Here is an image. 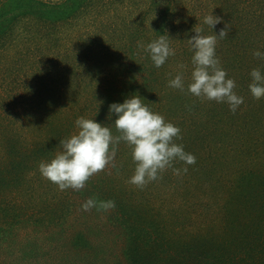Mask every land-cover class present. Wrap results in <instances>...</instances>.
<instances>
[{
    "label": "trees",
    "instance_id": "16d2710c",
    "mask_svg": "<svg viewBox=\"0 0 264 264\" xmlns=\"http://www.w3.org/2000/svg\"><path fill=\"white\" fill-rule=\"evenodd\" d=\"M209 15L221 17L214 29ZM194 28L226 30L216 55L245 99L236 115L187 91ZM161 35L175 55L156 68L144 46ZM258 51L264 0H0V264L38 244L81 264H264V98L250 92L251 73H264ZM178 72L183 92L168 86ZM133 95L181 129L176 143L195 164L176 161L180 174L168 168L140 188L121 141L81 190L41 175L77 118L120 135L109 105ZM90 197L116 207L84 211Z\"/></svg>",
    "mask_w": 264,
    "mask_h": 264
},
{
    "label": "clouds",
    "instance_id": "9594fccd",
    "mask_svg": "<svg viewBox=\"0 0 264 264\" xmlns=\"http://www.w3.org/2000/svg\"><path fill=\"white\" fill-rule=\"evenodd\" d=\"M203 22L214 29L221 22V17L205 16ZM193 31L196 35L188 39L194 54L187 91L201 99L227 104L232 114L236 115L245 104V99L237 94L236 81L228 78L216 55L217 37H223L226 30L221 29L219 35L215 33L210 36L202 35V28H194ZM144 50L156 68L164 66L168 58L175 55V49L165 35L148 43ZM255 55L257 60H264V52L258 51ZM251 76L253 83L250 92L260 100L264 98V73L257 68ZM168 86L183 92V72L170 79ZM109 112L116 116L114 124L120 135H113L110 127L96 119L77 118L75 126L78 132L60 140L62 150L50 162H40L41 175L55 183L61 191L69 188L81 190L91 176L105 170L114 161L121 141L131 146L136 165L129 183L140 188L161 179L168 168L180 174L181 170L174 168L176 161H182L185 165L196 163L195 155L185 151L183 144L176 143V140L182 139L181 129L166 121L161 114L153 112L140 96L133 95L122 103L113 102L109 105ZM183 171L186 172L187 167ZM81 207L84 211L93 208L108 211L114 209L116 203L114 200L90 197Z\"/></svg>",
    "mask_w": 264,
    "mask_h": 264
},
{
    "label": "rangeland",
    "instance_id": "374dc122",
    "mask_svg": "<svg viewBox=\"0 0 264 264\" xmlns=\"http://www.w3.org/2000/svg\"><path fill=\"white\" fill-rule=\"evenodd\" d=\"M37 249V254L28 256L25 260H17L15 264H81L83 261L81 259H71L67 258L62 260L61 258L56 257L53 253V250H50L48 247H41L39 244L35 245ZM47 252H50L47 254ZM24 259V257H22ZM60 259V260H58ZM64 261V262H63Z\"/></svg>",
    "mask_w": 264,
    "mask_h": 264
}]
</instances>
